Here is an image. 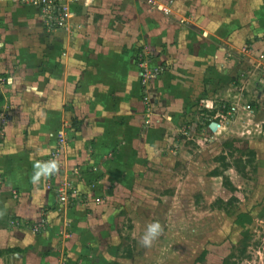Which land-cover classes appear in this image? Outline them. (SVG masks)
<instances>
[{
  "label": "crops",
  "instance_id": "crops-1",
  "mask_svg": "<svg viewBox=\"0 0 264 264\" xmlns=\"http://www.w3.org/2000/svg\"><path fill=\"white\" fill-rule=\"evenodd\" d=\"M27 1L0 0V122H4L0 126V264H60L65 255L72 263L88 252L80 246L79 234L90 233L95 225L86 215L105 210L100 205L104 202L96 204L93 199L108 197L107 186L115 181L112 172L122 177L131 168L124 162L125 153H131L126 148L130 150L139 135L145 136L137 130L142 107L136 56L141 70L148 64L167 63L169 69L158 79L174 76L181 82L177 70L187 74L203 70L171 62L169 56L209 57L212 70L220 71L228 66L224 58L229 47L243 39L256 40L254 47L261 48L257 55L263 59L264 42L257 43L254 30L246 26L228 32L233 20L219 19L231 13L232 0H161L167 16L143 0H78L69 5L68 27L52 31L44 28L38 10ZM202 9L211 15L199 16ZM210 23L223 27L211 32L202 29ZM221 31L226 34L219 37ZM191 35L196 39L187 52L183 44ZM156 81L151 94L163 98ZM260 85L262 95L264 79ZM159 102L165 105L164 98ZM59 132L66 140L63 146ZM147 137L145 141L151 143ZM53 151L63 174L49 178L50 182H60L67 175L88 195L87 202L85 193L80 194L70 208H59L60 219L50 210L47 230L38 237L26 229L10 231L2 223L8 217L37 222L42 209L57 203L56 195L31 188L46 181L47 171L43 170L45 178L40 176ZM37 174L39 179L34 181ZM14 188L20 189L19 200L9 195ZM66 218L73 222V230L68 229L71 241L63 229L66 223L62 225ZM60 231L67 240L58 243Z\"/></svg>",
  "mask_w": 264,
  "mask_h": 264
},
{
  "label": "rangeland",
  "instance_id": "rangeland-1",
  "mask_svg": "<svg viewBox=\"0 0 264 264\" xmlns=\"http://www.w3.org/2000/svg\"><path fill=\"white\" fill-rule=\"evenodd\" d=\"M143 1L167 16L161 0H154L157 4ZM231 6V13L219 19L233 20L228 32L249 28L258 37L257 43H263L264 0H232ZM210 15L204 9L199 12L202 17ZM106 20L109 22L107 16ZM201 27L211 32L223 26L210 23ZM225 34L221 31L218 36ZM191 36L183 44L187 52L196 39ZM255 44L256 40L243 39L229 47L224 58L228 66L220 71H213L209 57L195 59L187 53L169 56L171 62L178 60L203 70L198 74L177 70L176 78H181V82L174 76L158 79L169 69L167 63L163 67L148 64L146 70H141L136 56L142 107L137 130L145 136L139 135L137 142H131L130 150L126 148L131 153H125L124 162L131 168L122 177L112 172L115 181L107 186L108 197L100 195L93 199L96 204L104 202L100 205L105 210L86 215L94 219L95 228L79 234L80 246L88 252L81 253L72 263L89 260L85 264H222L227 260L230 264H264V93L258 91L264 79V57L257 55L261 48L254 47ZM150 58L147 54L146 59ZM156 80L160 93L164 91V106L159 102L163 98L151 94ZM146 135L151 137V143L145 141ZM249 151L254 156L247 163ZM222 156L230 166L228 169L222 166ZM59 159L56 158L58 169L52 179L63 174ZM48 160L40 176L45 178L47 171L46 181L31 188L40 191L41 187V191L55 195L49 185L59 182H50ZM217 174L227 177L236 190L235 200L228 201L233 194L229 187L223 189V178ZM64 177L70 183L67 175ZM71 185L79 195H84L76 184ZM90 186L94 188L92 183ZM19 190L14 188L10 192L13 200L20 199ZM86 196L85 193L83 199ZM70 206L57 199L54 208L41 210L37 222H23L12 216L2 223L10 231L26 229L38 237L47 230L50 210L57 212L60 219L63 211L59 208ZM153 221L161 224L162 232L151 247H142L138 241L145 226ZM65 223L63 229L71 241L69 230H73V222L66 218L62 225ZM34 228L40 233L34 234ZM61 231L56 233L58 243L67 240ZM64 260L60 264H72L66 255Z\"/></svg>",
  "mask_w": 264,
  "mask_h": 264
},
{
  "label": "built area",
  "instance_id": "built-area-1",
  "mask_svg": "<svg viewBox=\"0 0 264 264\" xmlns=\"http://www.w3.org/2000/svg\"><path fill=\"white\" fill-rule=\"evenodd\" d=\"M78 0H28L27 3L36 8L42 19L43 26L46 30L52 31L56 29H66L68 27V20L72 17L69 9V5ZM4 122H0V126ZM1 135V131H0ZM59 145L65 144V139L59 136ZM58 153L56 151L51 152L47 159H49V176H54V171L58 169L56 158ZM55 164V169H51V165ZM53 173V175H52ZM55 178V177H54ZM72 183L62 180L58 185H49V189L52 190L57 196L58 202L70 206L72 201L80 196L78 192L71 185ZM34 234H38L39 229L34 228Z\"/></svg>",
  "mask_w": 264,
  "mask_h": 264
},
{
  "label": "clouds",
  "instance_id": "clouds-1",
  "mask_svg": "<svg viewBox=\"0 0 264 264\" xmlns=\"http://www.w3.org/2000/svg\"><path fill=\"white\" fill-rule=\"evenodd\" d=\"M51 169H55V164L51 165ZM39 174L33 177V180H38ZM162 232V226L158 221H153L145 226V230L141 235L138 243L145 248L152 246L153 242L160 236Z\"/></svg>",
  "mask_w": 264,
  "mask_h": 264
},
{
  "label": "trees",
  "instance_id": "trees-1",
  "mask_svg": "<svg viewBox=\"0 0 264 264\" xmlns=\"http://www.w3.org/2000/svg\"><path fill=\"white\" fill-rule=\"evenodd\" d=\"M253 156H254V152L249 151L247 153V159H248L247 163H250L251 162V160L253 159ZM220 160L222 162V166H223L224 169H228L230 167L229 164H226L225 163V158L223 156H222V158H220ZM233 168H234V170L236 172L241 173V171H240V169H238V167L234 166ZM217 177H222L223 178V181H222V187H223V189L229 187L231 193L233 194L228 201H230L232 199L235 200L234 193H236V190L233 188V186L230 185V183L228 182L227 177L223 176L222 174H217ZM222 264H230V263L227 260H225V261H223Z\"/></svg>",
  "mask_w": 264,
  "mask_h": 264
},
{
  "label": "water",
  "instance_id": "water-1",
  "mask_svg": "<svg viewBox=\"0 0 264 264\" xmlns=\"http://www.w3.org/2000/svg\"><path fill=\"white\" fill-rule=\"evenodd\" d=\"M83 12H85V9L83 10Z\"/></svg>",
  "mask_w": 264,
  "mask_h": 264
}]
</instances>
